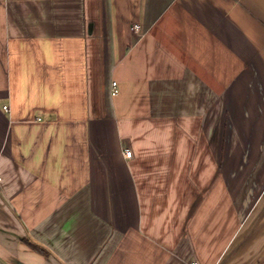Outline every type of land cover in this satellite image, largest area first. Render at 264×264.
<instances>
[{"label": "crops", "instance_id": "0c3cea01", "mask_svg": "<svg viewBox=\"0 0 264 264\" xmlns=\"http://www.w3.org/2000/svg\"><path fill=\"white\" fill-rule=\"evenodd\" d=\"M0 178V264H264V0H0Z\"/></svg>", "mask_w": 264, "mask_h": 264}, {"label": "built area", "instance_id": "2783aa9c", "mask_svg": "<svg viewBox=\"0 0 264 264\" xmlns=\"http://www.w3.org/2000/svg\"><path fill=\"white\" fill-rule=\"evenodd\" d=\"M117 86H118V83H116V82H113L112 83V88H111V91H112V95L113 96H118V93H119V91H118V89H117ZM4 109H6L7 111H9V109H7V107H5ZM126 152V157L128 158V159H132L133 158V152H131V151H125ZM0 181H1V178H0ZM195 264H197V263H195Z\"/></svg>", "mask_w": 264, "mask_h": 264}]
</instances>
